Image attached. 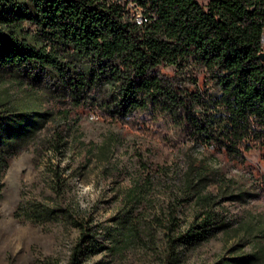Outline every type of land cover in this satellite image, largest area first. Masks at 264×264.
<instances>
[{
    "label": "trees",
    "instance_id": "obj_1",
    "mask_svg": "<svg viewBox=\"0 0 264 264\" xmlns=\"http://www.w3.org/2000/svg\"><path fill=\"white\" fill-rule=\"evenodd\" d=\"M263 37L264 0H0V79L17 86L15 95L0 97V193L8 159L56 112L81 105L124 124L157 112L181 127L186 142L240 159L258 147L264 160ZM53 100L66 108L44 107ZM214 178L200 163L190 168L197 191ZM259 186L228 197H257L264 177ZM210 198L203 197L209 207ZM31 210L34 221L70 217L60 206ZM71 216L80 228L76 262L95 241L89 222ZM226 224L207 208L181 229L172 212L166 264L178 260L175 244L193 247ZM257 227L264 237V224ZM213 264H264V243Z\"/></svg>",
    "mask_w": 264,
    "mask_h": 264
},
{
    "label": "rangeland",
    "instance_id": "obj_2",
    "mask_svg": "<svg viewBox=\"0 0 264 264\" xmlns=\"http://www.w3.org/2000/svg\"><path fill=\"white\" fill-rule=\"evenodd\" d=\"M163 71L172 74L173 68ZM16 92L10 79H0V97ZM43 105L66 108L54 100ZM137 116L124 124L83 105L67 115L56 112L33 142L8 159L0 193V264H166L170 214L185 229L207 208L219 211L226 226L193 247L175 244L176 264H213L264 243L257 230L264 224V192L246 201L228 197L260 187L261 150L235 158L186 142L166 115L145 110ZM195 163L216 174L198 191L189 183ZM204 196L214 201L210 207ZM37 203L60 206L70 217L34 221L27 214ZM71 214L89 222L95 241L76 262L80 228Z\"/></svg>",
    "mask_w": 264,
    "mask_h": 264
},
{
    "label": "water",
    "instance_id": "obj_3",
    "mask_svg": "<svg viewBox=\"0 0 264 264\" xmlns=\"http://www.w3.org/2000/svg\"><path fill=\"white\" fill-rule=\"evenodd\" d=\"M264 39V37H263ZM259 56L261 58L262 61H264V50H262L260 53H259Z\"/></svg>",
    "mask_w": 264,
    "mask_h": 264
},
{
    "label": "built area",
    "instance_id": "obj_4",
    "mask_svg": "<svg viewBox=\"0 0 264 264\" xmlns=\"http://www.w3.org/2000/svg\"><path fill=\"white\" fill-rule=\"evenodd\" d=\"M137 19H138L139 22L142 21L140 14H138Z\"/></svg>",
    "mask_w": 264,
    "mask_h": 264
}]
</instances>
